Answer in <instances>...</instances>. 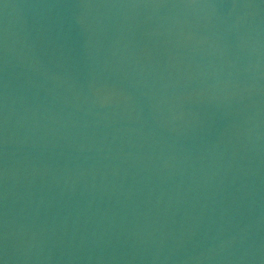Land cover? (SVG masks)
<instances>
[{
	"label": "water",
	"instance_id": "95a60500",
	"mask_svg": "<svg viewBox=\"0 0 264 264\" xmlns=\"http://www.w3.org/2000/svg\"><path fill=\"white\" fill-rule=\"evenodd\" d=\"M0 264H264V0H0Z\"/></svg>",
	"mask_w": 264,
	"mask_h": 264
}]
</instances>
